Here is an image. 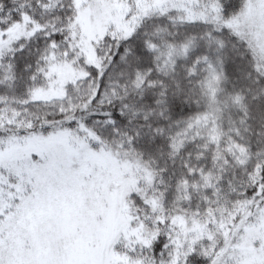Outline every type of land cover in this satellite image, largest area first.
<instances>
[{
	"label": "snow or ice",
	"instance_id": "obj_1",
	"mask_svg": "<svg viewBox=\"0 0 264 264\" xmlns=\"http://www.w3.org/2000/svg\"><path fill=\"white\" fill-rule=\"evenodd\" d=\"M0 264H264V0H0Z\"/></svg>",
	"mask_w": 264,
	"mask_h": 264
}]
</instances>
